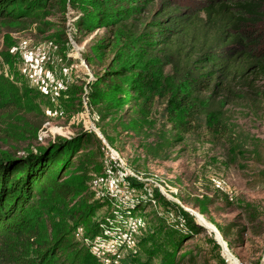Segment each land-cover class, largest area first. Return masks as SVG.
I'll list each match as a JSON object with an SVG mask.
<instances>
[{
    "label": "rangeland",
    "instance_id": "rangeland-1",
    "mask_svg": "<svg viewBox=\"0 0 264 264\" xmlns=\"http://www.w3.org/2000/svg\"><path fill=\"white\" fill-rule=\"evenodd\" d=\"M66 9L41 22H0V75L23 93L32 89L25 93L26 109L42 122L41 139L31 148L91 135L85 155H77L66 174L75 184L74 196L41 201L48 217L42 233L74 224L75 211L90 205L91 219L76 232L101 264H170L179 256L182 264L191 258L197 264H262L264 113L231 109L237 135L227 139H199L195 133L183 142L172 132L167 140L161 122L145 118L144 104L133 106L125 97L134 78L117 88L99 82L106 65L93 50H100L106 28L93 33L78 28L80 20H96L95 10ZM44 52V59L35 55ZM4 118L0 112L2 131L18 135ZM7 147L0 132V151ZM253 151L261 157L255 162ZM248 202L261 206L258 222L249 221ZM194 224L200 227L191 228Z\"/></svg>",
    "mask_w": 264,
    "mask_h": 264
},
{
    "label": "trees",
    "instance_id": "trees-1",
    "mask_svg": "<svg viewBox=\"0 0 264 264\" xmlns=\"http://www.w3.org/2000/svg\"><path fill=\"white\" fill-rule=\"evenodd\" d=\"M67 5L95 10L96 20H80L78 28L109 32L100 37V50H93L106 65L99 82L117 88L134 78L125 97L133 106L144 104L145 118L161 122L167 140L172 132L183 142L195 133L199 139H227L237 135L231 109L264 113V0H0V22H41ZM25 93L0 75V112L18 128L12 136L0 127L8 146L0 151V264H101L76 235L92 217L90 205L75 211L74 224L42 233L48 217L41 201L74 196L66 174L77 155H85L91 135L32 149L42 122L26 109ZM251 153L253 162L261 158ZM260 172L264 177V167ZM248 203L249 221L258 222L261 206ZM183 262L179 256L169 263Z\"/></svg>",
    "mask_w": 264,
    "mask_h": 264
},
{
    "label": "bare ground",
    "instance_id": "bare-ground-1",
    "mask_svg": "<svg viewBox=\"0 0 264 264\" xmlns=\"http://www.w3.org/2000/svg\"><path fill=\"white\" fill-rule=\"evenodd\" d=\"M201 220L203 219L201 216H198ZM209 230H211L218 238V240H222L221 234L218 232L217 228H213L210 224L206 226ZM233 264V263H232Z\"/></svg>",
    "mask_w": 264,
    "mask_h": 264
},
{
    "label": "built area",
    "instance_id": "built-area-1",
    "mask_svg": "<svg viewBox=\"0 0 264 264\" xmlns=\"http://www.w3.org/2000/svg\"><path fill=\"white\" fill-rule=\"evenodd\" d=\"M35 55L40 59L45 58V52L44 53H35ZM38 139H41V135H38ZM102 226H104V225H102ZM76 235H77V233H76Z\"/></svg>",
    "mask_w": 264,
    "mask_h": 264
},
{
    "label": "water",
    "instance_id": "water-1",
    "mask_svg": "<svg viewBox=\"0 0 264 264\" xmlns=\"http://www.w3.org/2000/svg\"><path fill=\"white\" fill-rule=\"evenodd\" d=\"M221 238H222V236H221ZM262 264H264V262Z\"/></svg>",
    "mask_w": 264,
    "mask_h": 264
}]
</instances>
